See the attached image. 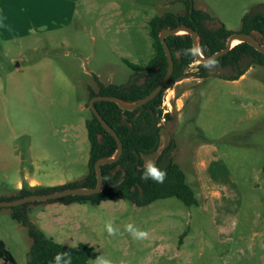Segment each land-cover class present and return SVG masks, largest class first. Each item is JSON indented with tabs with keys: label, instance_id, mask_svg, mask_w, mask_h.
Returning a JSON list of instances; mask_svg holds the SVG:
<instances>
[{
	"label": "rangeland",
	"instance_id": "obj_1",
	"mask_svg": "<svg viewBox=\"0 0 264 264\" xmlns=\"http://www.w3.org/2000/svg\"><path fill=\"white\" fill-rule=\"evenodd\" d=\"M127 1L130 7L121 0H79L69 30L19 45L0 42V74L43 53L54 60L55 121L70 151L60 164L65 177L82 179L89 172L87 141L83 138L78 145L61 124L76 128L90 117L88 90L97 91L94 78L104 85H122L132 73L123 60L145 64L151 58L147 28L143 33L128 31L125 16L113 15L112 4L135 6L134 0ZM259 70L264 76V69L257 67L255 72ZM179 84L174 94L188 92L185 108L172 111V120L161 123L158 150L142 159L155 162L173 139V162L184 173L197 207L174 198L142 208L117 200L98 206L59 204L44 214L29 213L30 222L40 216L43 233L56 243L92 247L90 264L101 253L123 264H264V82L251 74L235 86L215 77ZM81 134L86 136L85 130ZM10 214V208L0 209V241L17 264H28L32 241ZM109 219L118 229L115 236L105 229ZM126 223L148 231V238L133 239L125 231Z\"/></svg>",
	"mask_w": 264,
	"mask_h": 264
},
{
	"label": "trees",
	"instance_id": "obj_2",
	"mask_svg": "<svg viewBox=\"0 0 264 264\" xmlns=\"http://www.w3.org/2000/svg\"><path fill=\"white\" fill-rule=\"evenodd\" d=\"M186 12L183 15L164 14L154 16L147 23L152 55L145 64H132L123 60V64L132 72L128 81L122 85H104L94 78L97 91L88 90V100L95 96L119 98L124 102L133 103L143 99L163 79L167 71V59L159 41L163 29H174L185 26L197 32L199 48L204 57H210L225 48L228 38L234 34L216 18L195 10L192 0H183ZM239 33L248 34L264 46V4L255 5L241 17ZM165 42L173 59L171 80L195 78L206 80L215 77L222 81L233 82L240 79L250 68L264 69V56L256 52L246 43L235 45L227 54L215 61L210 70L198 63L192 70L191 66L198 62L194 56L184 55V50L192 47L189 35L166 37ZM168 85L148 104L134 111H122L114 103L97 102L94 104L104 122L116 133L122 143V154L117 162L100 168L102 175V191L89 197H66L60 200L29 203L11 209V219L27 230L32 241L28 256V264H52L53 257L58 252L68 251L72 255V264H90L92 247L78 244L74 247L64 246L48 238L33 225L28 217V208L41 204H86L98 206L103 202L125 201L135 207L142 208L152 203L177 199L186 207L198 206L193 190L186 184L182 170L173 162L172 155L176 149L171 139L168 145L159 153L155 164L167 171V177L162 184L153 180L141 179L144 169L143 157L158 150L162 125L158 107ZM88 107V102H87ZM85 120L86 137L89 145L87 176L79 182L61 187L30 189L23 187L16 196L0 198V201H11L37 194H49L72 188L92 189L96 186L94 165L100 159L112 157L117 145L115 140L101 127L98 120L90 112ZM172 120L167 115L165 122ZM264 173V168L262 169ZM0 264H17L4 242L0 241Z\"/></svg>",
	"mask_w": 264,
	"mask_h": 264
},
{
	"label": "crops",
	"instance_id": "obj_3",
	"mask_svg": "<svg viewBox=\"0 0 264 264\" xmlns=\"http://www.w3.org/2000/svg\"><path fill=\"white\" fill-rule=\"evenodd\" d=\"M134 1L132 9L112 4L113 15L125 16L128 20V31L134 29L143 33L154 16L183 15L186 12L183 0ZM121 2L130 5L127 0ZM78 4L79 0H0V42L19 45L23 40L40 41L42 36L63 33L72 27ZM254 5L257 4L249 0H192L195 10L218 19L234 33L240 32L241 17ZM137 21L142 23L139 25ZM256 68H250L240 79L228 83L239 85L251 74L264 82L262 71L255 72ZM190 81L198 83L202 80L188 78L179 85ZM237 94L240 93L232 95ZM187 95V91H181L176 96L178 113L184 110ZM85 120L86 117L82 119V126L76 128L65 122L61 124L69 138H75L78 145L83 138L87 141V137L81 134L85 130ZM69 157L66 138L54 115L53 58L43 53L34 61L8 68L0 74V198L14 197L16 195L10 192L18 194L23 187L54 188L81 181L85 177L63 175L66 170L60 164ZM60 206L36 205L28 210V214L33 215V211L44 214ZM33 220L31 223L43 232L41 217L36 215Z\"/></svg>",
	"mask_w": 264,
	"mask_h": 264
},
{
	"label": "water",
	"instance_id": "obj_4",
	"mask_svg": "<svg viewBox=\"0 0 264 264\" xmlns=\"http://www.w3.org/2000/svg\"><path fill=\"white\" fill-rule=\"evenodd\" d=\"M178 35H189L192 39V46L195 45L196 47L199 48L198 34L197 32L191 30L190 28L185 27V26H179L174 29H163L159 34V41L163 47L165 57L167 59V71L163 79L161 80V82L156 86V88L152 90L143 99L137 102L127 103L115 97L95 96L88 101V109L98 120L101 127L115 140L116 145H117V150L112 157L100 159L95 163L94 165V172L96 176L95 188H92V189L72 188V189H66V190L57 191V192L49 193V194L32 195V196L19 198V199L11 200V201H0V209L23 206L29 203H39V202L60 200V199L70 197V196L89 197V196H94V195L99 194L103 188L102 175H101L100 168L102 166L110 165L118 161V159L120 158L122 154V143L119 140L116 133L101 118L94 104L97 102H110V103H114L122 111L131 112V111L136 110L137 108H140L148 104L150 101L156 98L157 95L160 94V92L168 85L169 82H170L169 88H173L177 83H180L183 79L171 80L172 73H173V59H172L170 50L165 42L166 37L178 36ZM235 42H237V44L246 43L250 47H252L256 52L264 56V46L260 45L253 36L248 35V34H243V33H234L228 38L225 44V48L221 50L220 52L210 57H204L200 52L199 54L195 55L194 58L198 61V63H201V64H206L209 60L216 61L220 57L227 54L234 47L233 44ZM211 69L212 67H210V70Z\"/></svg>",
	"mask_w": 264,
	"mask_h": 264
},
{
	"label": "clouds",
	"instance_id": "obj_5",
	"mask_svg": "<svg viewBox=\"0 0 264 264\" xmlns=\"http://www.w3.org/2000/svg\"><path fill=\"white\" fill-rule=\"evenodd\" d=\"M201 52V49L193 45L192 47L184 50V55L195 56ZM215 64V61L209 60L204 66L206 68L211 67ZM167 177V171L165 169L159 168L154 160L147 159L144 163V169L141 174L142 180H153L158 184H162ZM105 229L110 236H115L118 234V229L114 226V220L109 219L105 224ZM125 231L132 236L135 240H144L149 236V232L143 229L137 228L132 223L125 224ZM52 264H72V255L68 251L58 252L53 257ZM92 264H123L122 261H117L112 258L109 254L101 253L92 260Z\"/></svg>",
	"mask_w": 264,
	"mask_h": 264
},
{
	"label": "built area",
	"instance_id": "obj_6",
	"mask_svg": "<svg viewBox=\"0 0 264 264\" xmlns=\"http://www.w3.org/2000/svg\"><path fill=\"white\" fill-rule=\"evenodd\" d=\"M173 101L175 102V106L173 105ZM177 99L174 94L173 88H167L160 100V105L158 107V112L160 116V123L165 122L166 116L170 115L172 111H177Z\"/></svg>",
	"mask_w": 264,
	"mask_h": 264
},
{
	"label": "bare ground",
	"instance_id": "obj_7",
	"mask_svg": "<svg viewBox=\"0 0 264 264\" xmlns=\"http://www.w3.org/2000/svg\"><path fill=\"white\" fill-rule=\"evenodd\" d=\"M237 44V42H235L234 44H233V46H235Z\"/></svg>",
	"mask_w": 264,
	"mask_h": 264
}]
</instances>
